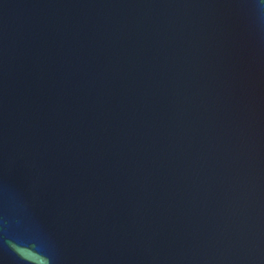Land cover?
Here are the masks:
<instances>
[{
	"label": "water",
	"instance_id": "water-1",
	"mask_svg": "<svg viewBox=\"0 0 264 264\" xmlns=\"http://www.w3.org/2000/svg\"><path fill=\"white\" fill-rule=\"evenodd\" d=\"M0 264H264V0H0Z\"/></svg>",
	"mask_w": 264,
	"mask_h": 264
}]
</instances>
